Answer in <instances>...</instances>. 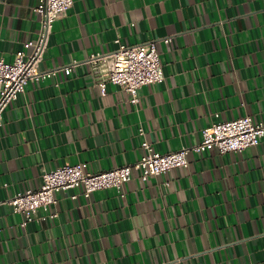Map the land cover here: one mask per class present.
Segmentation results:
<instances>
[{
    "label": "crops",
    "instance_id": "crops-1",
    "mask_svg": "<svg viewBox=\"0 0 264 264\" xmlns=\"http://www.w3.org/2000/svg\"><path fill=\"white\" fill-rule=\"evenodd\" d=\"M37 2L0 0V58L37 37ZM117 39H158L164 77L136 100L111 82L103 90L83 62L29 81L3 111L0 264H264V136L242 150L191 152L187 166L147 181L135 170L123 194L60 191L27 225L7 202L38 188L45 170L87 161L100 171L138 160L144 140L166 152L217 120H264V0H74L40 66L82 62Z\"/></svg>",
    "mask_w": 264,
    "mask_h": 264
},
{
    "label": "built area",
    "instance_id": "built-area-1",
    "mask_svg": "<svg viewBox=\"0 0 264 264\" xmlns=\"http://www.w3.org/2000/svg\"><path fill=\"white\" fill-rule=\"evenodd\" d=\"M73 2L74 0H38L34 7L40 22L37 37L24 42V48L16 53L13 60L0 58V120L5 108L11 101L19 98L29 81L55 79L60 71L69 75L83 62L90 65L92 74L103 90L111 82L129 92L134 100L138 97L140 87L163 79L158 39L137 44H125L117 39L118 47L110 52H93L82 62L74 60L56 68H41L40 64L46 54L55 23L69 10ZM55 84L58 85L59 82L55 81ZM139 132L143 134L144 128L141 127ZM263 136L264 120L255 121L251 115L217 120L202 129V137L198 142L177 150L161 152L151 142L144 140L142 146L145 151L134 162L100 171L90 169L87 161L45 170L38 188L16 192L7 202L12 205L14 212L24 215L22 224L27 225L37 218L39 209L48 211L57 202L56 194L60 191L82 188L71 193L73 199L80 194L89 198L95 190L102 188L113 187L123 194L124 184L133 178L135 170L147 181L151 176L171 168L187 166L191 152L203 153L213 148L221 153L242 150L258 145ZM48 215L54 217L56 213L50 211Z\"/></svg>",
    "mask_w": 264,
    "mask_h": 264
}]
</instances>
